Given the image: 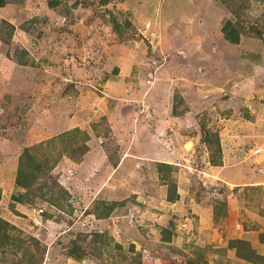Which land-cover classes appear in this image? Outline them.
Here are the masks:
<instances>
[{"label":"rangeland","instance_id":"obj_1","mask_svg":"<svg viewBox=\"0 0 264 264\" xmlns=\"http://www.w3.org/2000/svg\"><path fill=\"white\" fill-rule=\"evenodd\" d=\"M0 218L22 264H264V0H4Z\"/></svg>","mask_w":264,"mask_h":264},{"label":"trees","instance_id":"obj_2","mask_svg":"<svg viewBox=\"0 0 264 264\" xmlns=\"http://www.w3.org/2000/svg\"><path fill=\"white\" fill-rule=\"evenodd\" d=\"M3 1L4 0H0V5H3ZM223 30L225 32V36L226 38L231 42V43H239L240 40V34L238 32H233L231 31V29H228V25H225L223 27ZM204 140L208 141V142H213L216 147L218 148V151L220 150V140L217 137V135H212V133H210L208 130L204 131ZM30 160H34V156H32L31 154H29ZM23 160V158H22ZM30 166L29 167H24V162L21 161L20 162V170L18 172L17 178H16V184L19 187H25L30 189L33 185H36L37 183V177H38V173L43 172L42 170L40 171V167L35 165V162H30ZM25 174V175H24ZM177 195H169L168 198L172 201L177 199ZM14 199H16L17 201L20 202H24V200L19 197L17 194L14 195ZM226 206V202L224 201H218L215 204V211L214 213L217 215L220 213V210L225 209ZM113 207V203H111V205L105 204L102 208V210H100V212L98 210L95 211V214L98 216V218H104L107 217L110 210ZM14 228L11 226V224L9 223V221L0 218V258H2L3 262L1 264H22L20 260H16V258L13 257H9L7 254L10 252L11 254H15V251L13 250V247L19 249L22 247L23 243L25 242L24 239H21L20 237H17L16 235L13 234V231H11L10 229ZM102 234L100 232L94 233L92 235V237H94V241H96L98 239V237H101ZM164 240H169L168 237H164ZM100 241H102V239H100ZM238 242H241L240 239H237ZM233 242V241H232ZM234 246H237L234 242H233ZM238 249V255H240L241 257L251 260L252 258L250 257V255H244V253L240 252L239 247H236ZM253 249H251L250 247V251L252 252ZM17 251V250H16ZM35 256L32 255L31 259H29V263L30 264H41L40 262H37L36 259L34 258ZM1 261V260H0Z\"/></svg>","mask_w":264,"mask_h":264},{"label":"built area","instance_id":"obj_3","mask_svg":"<svg viewBox=\"0 0 264 264\" xmlns=\"http://www.w3.org/2000/svg\"><path fill=\"white\" fill-rule=\"evenodd\" d=\"M42 210V209H41Z\"/></svg>","mask_w":264,"mask_h":264}]
</instances>
